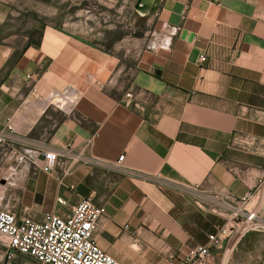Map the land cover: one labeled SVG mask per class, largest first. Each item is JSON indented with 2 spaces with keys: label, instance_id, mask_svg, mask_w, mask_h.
Here are the masks:
<instances>
[{
  "label": "crops",
  "instance_id": "0c3cea01",
  "mask_svg": "<svg viewBox=\"0 0 264 264\" xmlns=\"http://www.w3.org/2000/svg\"><path fill=\"white\" fill-rule=\"evenodd\" d=\"M26 1L0 0V128L84 159L52 175L23 160L1 206L40 219L89 197L106 210L94 238L117 261L182 264L225 224L198 193L243 198L264 179V0H161L129 57L122 0ZM123 154L135 175L103 166Z\"/></svg>",
  "mask_w": 264,
  "mask_h": 264
},
{
  "label": "built area",
  "instance_id": "2783aa9c",
  "mask_svg": "<svg viewBox=\"0 0 264 264\" xmlns=\"http://www.w3.org/2000/svg\"><path fill=\"white\" fill-rule=\"evenodd\" d=\"M201 56V62L206 61ZM33 144L19 151V146ZM260 141L253 136H244L242 146L258 147ZM34 147V148H33ZM0 156L6 161L25 160L30 165L52 175L67 160H83L71 148L55 149L46 141L26 142L11 127L0 128ZM125 154L103 166L124 175H135L125 165ZM41 161V162H40ZM98 161H95L97 163ZM229 171L240 176L237 167ZM195 190H198L197 188ZM198 202L225 220L224 226L209 235L208 242L196 246L182 264H227L238 244L252 232H264V179L261 178L254 192L243 198L231 193L211 196L198 193ZM65 205L62 199L57 200ZM106 210L91 198H83L68 215L55 211L45 212L38 219L33 212L18 211L0 203V264H15L18 255H23L38 264H122L103 250L94 238ZM220 254V261L217 260Z\"/></svg>",
  "mask_w": 264,
  "mask_h": 264
},
{
  "label": "rangeland",
  "instance_id": "374dc122",
  "mask_svg": "<svg viewBox=\"0 0 264 264\" xmlns=\"http://www.w3.org/2000/svg\"><path fill=\"white\" fill-rule=\"evenodd\" d=\"M24 3H28L23 0ZM48 3V2H47ZM122 17H121V35L122 49L124 56H132L138 50H134L133 45L136 41L139 43V51L151 39L153 31V23L148 16H143L135 9L136 0H122ZM23 168V162L15 160L6 161L0 156V196L3 192L6 198L12 196L17 197L19 190L17 181L20 179L19 171ZM31 210L23 208L18 211L24 212ZM32 212V211H31ZM254 238L252 243L247 242L250 238ZM249 238V239H248ZM258 239V240H256ZM264 232L250 233L233 251L229 257L227 264H264V252L258 250V243L263 242ZM260 241V242H259Z\"/></svg>",
  "mask_w": 264,
  "mask_h": 264
},
{
  "label": "water",
  "instance_id": "95a60500",
  "mask_svg": "<svg viewBox=\"0 0 264 264\" xmlns=\"http://www.w3.org/2000/svg\"><path fill=\"white\" fill-rule=\"evenodd\" d=\"M161 0H137L135 9L143 16L149 15L157 11Z\"/></svg>",
  "mask_w": 264,
  "mask_h": 264
}]
</instances>
